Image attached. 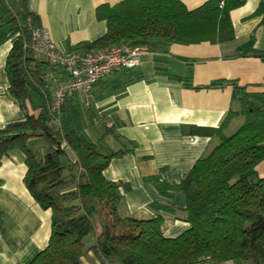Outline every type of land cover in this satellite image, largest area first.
I'll return each instance as SVG.
<instances>
[{
	"label": "crops",
	"instance_id": "obj_1",
	"mask_svg": "<svg viewBox=\"0 0 264 264\" xmlns=\"http://www.w3.org/2000/svg\"><path fill=\"white\" fill-rule=\"evenodd\" d=\"M120 1L0 0V129L24 120L26 114L36 117L40 110L49 116L53 129H61L68 115L77 130L97 143L98 151L123 150L103 170L105 179L128 186L122 191L117 214L148 219L156 214L150 203L166 204L174 212L159 211L161 232L175 237L189 226L182 213L186 195L160 186L178 183L197 159L220 142V136L231 135L245 121L240 102L232 96L231 83L204 86L224 79L236 81L247 92H264V12L256 13L264 0H242L230 11L234 37L228 41H128L143 50L138 65L99 80L87 102L77 94L68 97L57 119L48 110L58 81L64 79L60 68L33 57L29 70L37 77L28 74L22 98L10 91L5 63L15 29L24 28L28 38L31 27L41 25L59 48L74 49L105 33L104 20L95 16L97 6ZM180 1L194 9L207 0ZM129 73L133 74L130 79ZM230 112L233 114L223 123ZM28 143L38 158L49 147L43 137H31ZM64 151L63 164L74 163V151L68 146ZM26 169L19 148L0 160V264H28L49 239L51 210L42 208L26 188ZM255 171L264 177V160L256 164ZM94 242V232L83 239L81 264H119L98 258L89 249ZM233 264L249 263L234 260Z\"/></svg>",
	"mask_w": 264,
	"mask_h": 264
},
{
	"label": "trees",
	"instance_id": "obj_2",
	"mask_svg": "<svg viewBox=\"0 0 264 264\" xmlns=\"http://www.w3.org/2000/svg\"><path fill=\"white\" fill-rule=\"evenodd\" d=\"M241 4L242 0H207L187 9L180 0H122L112 6L100 5L95 16L104 20L105 33L76 48L101 49L147 39L182 44L228 41L234 37L230 11ZM263 12L261 1L256 13ZM15 31L5 71L10 91L22 98L28 74L37 76L29 70L35 61L31 52L22 50L23 40H28L26 30ZM127 76L130 79L133 74ZM227 83L233 85L232 96L240 102L245 121L231 135L220 136V142L207 156L197 159L178 183L160 186L186 195L182 213L189 226L175 237L161 232L159 211L174 212L166 204L150 203L156 214L148 219L117 214L122 191L128 186L105 179L103 170L110 158L123 150L98 151L97 143L77 130L68 115L61 129L49 125L50 118L43 110L36 117L26 114L24 120L0 129V160L19 148L25 155L26 188L42 208L51 210L47 245L28 264H81L83 239L93 232L95 242L89 249L107 263L192 264L210 259L262 264L264 177L257 176L255 166L264 160V92H247L236 81L224 79L204 87ZM31 137L48 141L49 147L40 158L30 148ZM64 146L74 151V163L63 164ZM94 214L99 215L97 229Z\"/></svg>",
	"mask_w": 264,
	"mask_h": 264
},
{
	"label": "built area",
	"instance_id": "obj_3",
	"mask_svg": "<svg viewBox=\"0 0 264 264\" xmlns=\"http://www.w3.org/2000/svg\"><path fill=\"white\" fill-rule=\"evenodd\" d=\"M22 50H29L33 57L60 68L64 74V79L58 81L55 87L48 110L54 119L59 117L61 106L68 97L77 94L87 102L93 86L99 80L112 72L136 67L143 51L127 42L96 50L62 49L54 43L49 31L41 25L31 27L28 40L22 42ZM192 264H233V261L218 262L205 259Z\"/></svg>",
	"mask_w": 264,
	"mask_h": 264
},
{
	"label": "rangeland",
	"instance_id": "obj_4",
	"mask_svg": "<svg viewBox=\"0 0 264 264\" xmlns=\"http://www.w3.org/2000/svg\"><path fill=\"white\" fill-rule=\"evenodd\" d=\"M76 123H78V122H76ZM93 219H94L95 225L98 226V224H99V215L98 214H94Z\"/></svg>",
	"mask_w": 264,
	"mask_h": 264
}]
</instances>
